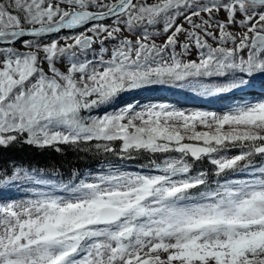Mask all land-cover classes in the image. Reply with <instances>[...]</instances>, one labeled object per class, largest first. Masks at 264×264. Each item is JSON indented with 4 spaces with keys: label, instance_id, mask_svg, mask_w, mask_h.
I'll list each match as a JSON object with an SVG mask.
<instances>
[{
    "label": "snow or ice",
    "instance_id": "1",
    "mask_svg": "<svg viewBox=\"0 0 264 264\" xmlns=\"http://www.w3.org/2000/svg\"><path fill=\"white\" fill-rule=\"evenodd\" d=\"M258 75L264 0H0V148L165 157L155 174L79 183L0 171V185L48 188L0 204V264H264V99L92 115L156 86L224 99ZM205 159L212 181L192 174ZM236 172L246 178L219 179Z\"/></svg>",
    "mask_w": 264,
    "mask_h": 264
},
{
    "label": "trees",
    "instance_id": "2",
    "mask_svg": "<svg viewBox=\"0 0 264 264\" xmlns=\"http://www.w3.org/2000/svg\"><path fill=\"white\" fill-rule=\"evenodd\" d=\"M255 87L264 88L259 80H255ZM161 94H166L172 98H184L190 102H199V99H194L197 93H193L190 89L167 88L160 86ZM193 93V95H191ZM237 92L235 94H239ZM234 94V95H235ZM198 95V94H197ZM200 97V95H198ZM219 100L215 97H203V102L206 99ZM221 101V99H220ZM89 113L85 112L83 115L87 116ZM93 115V114H92ZM60 151L55 147H47L39 149L36 147L28 146L23 143L13 144L7 148H0V171L7 169L11 172L15 167H22L26 170L33 169L39 170V176L51 180L53 183H78L80 180L87 177L90 173L99 171H107L109 168L120 167H134L140 169H152L151 163L153 161L159 162L165 157L162 155H153L151 153H132L131 157L121 158L118 154H105L98 153L94 150L84 151L83 146L78 150L71 146L57 145ZM172 156H177V153H171ZM263 158L254 157L253 163L259 165ZM212 165L205 159L201 162L195 163L192 174L195 175L197 171L205 170L210 173V181L216 179L211 175ZM153 170V169H152ZM244 173H228L219 179H229L232 176ZM24 183H20V185ZM26 188H30V193L35 194L37 191L48 190L47 186H39L34 188L25 184ZM0 185L6 189L0 191V196L12 187ZM198 189L197 191H202ZM58 194H63L62 192Z\"/></svg>",
    "mask_w": 264,
    "mask_h": 264
},
{
    "label": "rangeland",
    "instance_id": "3",
    "mask_svg": "<svg viewBox=\"0 0 264 264\" xmlns=\"http://www.w3.org/2000/svg\"><path fill=\"white\" fill-rule=\"evenodd\" d=\"M149 2H151V0H149ZM107 22L110 23L111 21H107ZM185 27H187V25H185ZM233 30L237 31L238 29H233ZM61 34L63 35L64 33ZM125 34L127 35V33ZM163 39H165V37L157 38V43H162ZM16 47L19 48L21 47V45L17 44ZM58 66L63 68V65H58ZM255 80H259L262 84V87H264V76L258 75ZM255 80L253 81V87H251L250 89H247L245 92H240L239 94L227 96L226 98L221 99V101L220 99L212 100L208 98L203 102L202 96L199 97L197 94L195 95L194 99H199V102H190L188 99H184L183 97L180 99L172 98L166 94H161L160 86H156L149 90H136L133 93L122 95L117 101L113 102L110 106H104L102 109L94 110L92 114L103 115L105 111L114 112L129 103L139 105L140 107H144L150 103H161V102L169 103L173 107L189 112L194 110H210V111L221 112L227 110V108L231 106L233 103L240 102L241 97H243L244 100H255V101L264 99V88L255 87ZM193 93H191V95H193ZM235 154H237V150H233L230 153H228V155H235ZM109 169H107V171ZM117 169H119L120 171H127V172H141V173L152 172L153 174H155V172L152 169L144 170L140 168H134L131 166L120 167V168L117 167ZM107 171L90 173L87 177L84 178V180H91L98 173L107 172ZM236 178H246V174L235 175L229 179H236ZM29 190L30 188H26L25 184L24 185L23 184L20 185V183L13 184L12 187L8 188V190L4 192L2 196H0V204H6L11 201H20V200L28 199L29 197H33L34 194L30 193Z\"/></svg>",
    "mask_w": 264,
    "mask_h": 264
}]
</instances>
